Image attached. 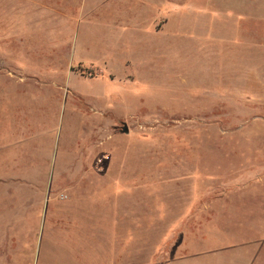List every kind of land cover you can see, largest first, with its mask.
<instances>
[{
    "label": "rangeland",
    "instance_id": "rangeland-1",
    "mask_svg": "<svg viewBox=\"0 0 264 264\" xmlns=\"http://www.w3.org/2000/svg\"><path fill=\"white\" fill-rule=\"evenodd\" d=\"M0 264H264V0H0Z\"/></svg>",
    "mask_w": 264,
    "mask_h": 264
},
{
    "label": "crops",
    "instance_id": "crops-1",
    "mask_svg": "<svg viewBox=\"0 0 264 264\" xmlns=\"http://www.w3.org/2000/svg\"><path fill=\"white\" fill-rule=\"evenodd\" d=\"M13 94V93H12ZM16 96L17 97H21V99H23V101L28 97V98H30V96H34V94H28L27 95V97L25 98L24 96H18L17 94H16ZM9 97V95L6 97V98H8ZM45 97H47V96H42V97H40V96H38V97H34V98H36L37 99V101L38 102H42V101H46V102H50L49 100H45ZM10 99L11 98H13V97H9ZM12 102V101H11ZM13 102H14V100H13ZM12 102V103H13ZM27 103V102H26ZM31 106H33V105H31ZM30 106V107H31ZM45 106V105H44ZM37 109H39V107H37ZM31 112H33V111H35V109H33V108H31V109H29ZM29 110H27V111H29ZM27 114V124L28 125H32V122L31 121H29V112H27L26 113ZM82 194H86L85 192H83ZM83 197H86L87 198V196L86 195H83ZM83 204V203H82ZM86 207H82V208H77L76 210H83V209H85ZM95 208V207H94ZM94 208H86V210H91V209H94ZM44 209L47 211V209H48V206H45L44 207ZM70 214H71V212H70ZM75 219V218H74ZM73 222V225L75 226V224L77 225V227H79V221L76 219V221H72ZM76 227V226H75ZM50 231H54L55 230V227H51L50 229H49ZM52 237V236H51ZM51 241H53V242H55V240H51ZM50 240H46L44 243V245H45V250H44V255H45V257H47V254H49V253H51V251H52V245H53V243L51 242ZM53 247H55L54 245H53ZM63 258H64V256H63Z\"/></svg>",
    "mask_w": 264,
    "mask_h": 264
},
{
    "label": "water",
    "instance_id": "water-1",
    "mask_svg": "<svg viewBox=\"0 0 264 264\" xmlns=\"http://www.w3.org/2000/svg\"><path fill=\"white\" fill-rule=\"evenodd\" d=\"M129 129H128V126L126 124H124L123 126V132L124 133H128Z\"/></svg>",
    "mask_w": 264,
    "mask_h": 264
}]
</instances>
